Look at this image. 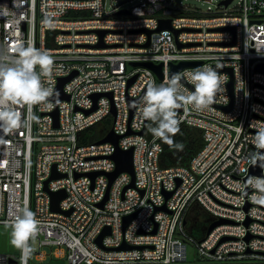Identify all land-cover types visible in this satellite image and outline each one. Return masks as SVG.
Returning <instances> with one entry per match:
<instances>
[{
	"label": "built area",
	"instance_id": "built-area-1",
	"mask_svg": "<svg viewBox=\"0 0 264 264\" xmlns=\"http://www.w3.org/2000/svg\"><path fill=\"white\" fill-rule=\"evenodd\" d=\"M234 1L202 11L175 0H130L131 7L107 12V0H0V54L14 55L10 49L18 42L31 44L54 58L50 80L42 77L46 87L57 91L69 78L63 86L68 98L53 99L50 109L15 106L21 127L0 144V225L27 206L40 221L39 249L59 246L56 256L64 264H264V205L253 202L259 193L247 186L250 177H264V168L250 175L253 137L264 126V0L232 7ZM123 10L129 12L119 14ZM168 19L172 28L158 30ZM183 61L201 64L184 67L182 76L222 64L217 71L228 80L211 108L178 110L180 126L202 129L205 143L188 165L164 166V143L149 131L155 125L143 118L141 98L149 82L160 85L171 64ZM132 62L163 63L164 78ZM181 83L194 90L186 77ZM138 98L132 114L130 100ZM111 118V127H104ZM97 126L101 132H88ZM111 130L120 136V149H133L134 186L128 172L110 186L117 146L98 141ZM54 169L62 177L51 179ZM93 172L100 174L93 179ZM59 190L67 195L55 211L51 192ZM196 208L209 225L219 218L230 222L195 239L188 227ZM35 253L43 261L44 254ZM31 255L26 264H33ZM21 256L0 254V264H21Z\"/></svg>",
	"mask_w": 264,
	"mask_h": 264
},
{
	"label": "clouds",
	"instance_id": "clouds-1",
	"mask_svg": "<svg viewBox=\"0 0 264 264\" xmlns=\"http://www.w3.org/2000/svg\"><path fill=\"white\" fill-rule=\"evenodd\" d=\"M45 23L51 24L48 16ZM10 52L14 55L0 54V133L3 134L0 144H7L3 137L21 127V117L15 106L27 105L31 109L33 105L43 104L50 109L53 99L59 103L58 91L51 86L46 87L42 80V77L51 78L55 63L53 56L31 44L25 46L23 42L16 43ZM223 67L222 64L215 67L205 65L185 76L165 73L163 83L158 86L149 82L141 98L143 118L155 124V127H149V131L169 147L182 151L184 145L173 139L180 133L182 122L178 110H186L191 105L202 111L218 103L217 95L225 91L224 85L228 80L227 75L217 71ZM185 77L187 83L193 85V91H188L181 83ZM136 106L134 102L133 107ZM252 143L256 151L250 154L251 165L264 168V126L256 128ZM247 186L259 193L252 197L253 202L264 205V177H250ZM39 225L35 213L27 206L18 209L12 221L5 224L11 228V244L22 253L21 264H26L33 251L29 242L35 240Z\"/></svg>",
	"mask_w": 264,
	"mask_h": 264
},
{
	"label": "water",
	"instance_id": "water-1",
	"mask_svg": "<svg viewBox=\"0 0 264 264\" xmlns=\"http://www.w3.org/2000/svg\"><path fill=\"white\" fill-rule=\"evenodd\" d=\"M232 1L233 0H224V3L226 5H228ZM128 12H129L128 10H123V11H120L119 14H127ZM163 28H172L171 27V20L170 19H168V20H161L160 21V27H159L158 30L163 29ZM175 32H176V34L178 33V31H175ZM99 33H100L101 36H103L106 33V31L105 30H99ZM150 33H151V31L149 30L148 31V34L150 35ZM104 45L105 44H104L103 41H101L98 44L99 47H103ZM148 45H149V42L146 44V46H148ZM200 64H201L200 61H183V62H180L177 65L171 64V71H170L169 75H171L173 73H178L184 67H187V66H198ZM132 65H140V66H144V67L151 68V69H153L155 71V73L158 75V77L160 79H163L164 78V71H163V66L164 65H163V63L154 64L153 62H132ZM219 70L221 71L222 69H219ZM225 70L228 71L231 75L233 74L231 68H226ZM135 78H136V76L131 79L130 84L134 82ZM68 79H63L61 81L59 87L57 88V91L59 93V101L62 100V99L68 98V95H66L64 93V90H63L64 83ZM229 86H230L231 92L233 94V77H232V79H231V81L229 83ZM138 101H139V98L138 99H131L130 100L132 114H133L134 109H135V107H133V103L135 102L136 105H137ZM231 108H232V102H231L230 105L223 107V109H225V110H230ZM57 115H58V113L56 112V116ZM113 115L114 116L116 115V110L114 108H113ZM141 133H144V131H142ZM119 139H120V136L117 135V134H115L114 131L111 130L103 139H101L100 141H98V143H103V142L109 141V142L114 143L117 146V150H116V152L112 156V158L116 162V169L113 172H111V173L108 174L109 179H110V186L113 183V181L115 180V178L120 173H122V172H128V173H130L132 175L133 181L131 183V186H134L135 169H134V162H133V149L132 148L129 149V150L120 149L118 147ZM262 171H263V168H261L260 166H258V165L257 166H253L252 169H251L250 175H262ZM98 174H100V172H93L90 175L94 179ZM79 175L80 174H77L76 177H79ZM59 177H62V174L58 173L56 171V169H54L53 174L51 176V179L52 178H59ZM171 194L172 193H168L167 194V197H169ZM66 195L67 194H66V191L65 190H59V191H56V192H51V196H52V209L53 210H55V211H58L59 210V202L63 198H65ZM107 199H108V193H107V196H106L105 201ZM104 202H102V205L104 204ZM161 209H166V207L164 206ZM134 216H135V214L128 215V216L125 217V221H124V226L125 227L133 219ZM227 222H230V220L225 219V218H219L218 220L212 222L209 225L206 234H209L216 226H218V225H220L222 223H227ZM187 223H188V220L185 219L184 220V224L186 225ZM108 233H110V228L109 227H107L103 231V233L100 235V237L98 238L97 241H98L99 244L102 245V239ZM227 239H229V237H224L222 239V241H225ZM247 239H250V236L247 237ZM127 247H128L127 245H123L121 248H127Z\"/></svg>",
	"mask_w": 264,
	"mask_h": 264
},
{
	"label": "rangeland",
	"instance_id": "rangeland-1",
	"mask_svg": "<svg viewBox=\"0 0 264 264\" xmlns=\"http://www.w3.org/2000/svg\"><path fill=\"white\" fill-rule=\"evenodd\" d=\"M177 4L182 5H187L190 6V8H199L202 11H207L211 9L212 11L217 10V6L220 2L223 0H175ZM239 0H235L232 4V7L236 6ZM107 5H106V11L110 12L114 6L117 5H122L123 8H128L131 7L133 2H130V0H107ZM113 123V118L108 119L107 122L104 123V126H109L111 127ZM150 124H153L150 121ZM200 212L199 208L195 209V212ZM199 214V213H198ZM195 215L193 214L191 218L194 219ZM193 221V220H192ZM60 247L59 246H51V245H46L43 246L39 249L38 242L35 240L33 243V252L31 255V261L33 264H64L65 259L58 258L56 256L57 252L59 251ZM194 247H189L188 248V255L190 260H194ZM35 252H41L44 254V259L43 261L39 260L38 254ZM20 254V250L16 249L13 247L11 244V228L5 227V225H0V254Z\"/></svg>",
	"mask_w": 264,
	"mask_h": 264
},
{
	"label": "trees",
	"instance_id": "trees-1",
	"mask_svg": "<svg viewBox=\"0 0 264 264\" xmlns=\"http://www.w3.org/2000/svg\"><path fill=\"white\" fill-rule=\"evenodd\" d=\"M101 128V126L92 127L88 132H94V134L97 132L98 134L101 132ZM97 138H99V136L95 135L94 141L95 139L97 140ZM173 139L175 142L182 143L184 147L182 151H177L175 148H171L168 144L163 142L165 151L162 164L164 166L188 165L193 157L202 149L205 143L203 130L188 125H181L180 133H178ZM195 217H197V219ZM195 217L193 221H190L189 223V234L195 239H201L206 235L210 218L203 214H197ZM196 221L198 223H195Z\"/></svg>",
	"mask_w": 264,
	"mask_h": 264
},
{
	"label": "flooded vegetation",
	"instance_id": "flooded-vegetation-1",
	"mask_svg": "<svg viewBox=\"0 0 264 264\" xmlns=\"http://www.w3.org/2000/svg\"><path fill=\"white\" fill-rule=\"evenodd\" d=\"M198 213H200V212H197V211H196V212L194 213V214H195V216H196V214H198ZM195 223H198V222L196 221Z\"/></svg>",
	"mask_w": 264,
	"mask_h": 264
}]
</instances>
